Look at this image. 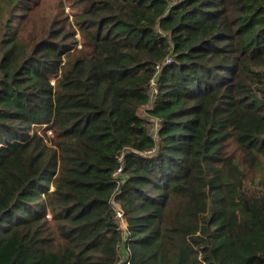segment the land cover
Returning <instances> with one entry per match:
<instances>
[{"label": "trees", "instance_id": "obj_1", "mask_svg": "<svg viewBox=\"0 0 264 264\" xmlns=\"http://www.w3.org/2000/svg\"><path fill=\"white\" fill-rule=\"evenodd\" d=\"M65 1L0 0V264H264V0Z\"/></svg>", "mask_w": 264, "mask_h": 264}, {"label": "rangeland", "instance_id": "obj_2", "mask_svg": "<svg viewBox=\"0 0 264 264\" xmlns=\"http://www.w3.org/2000/svg\"><path fill=\"white\" fill-rule=\"evenodd\" d=\"M63 7L58 6L57 4L60 2V0H45V10L48 14H50L52 11H54V15H60L62 13V16H68L69 17V23H72L74 25V13L76 12L75 8H71L70 4L67 3L65 0ZM42 10L40 9L36 16L39 17ZM80 38V36H78ZM151 104H148L146 108L143 110L141 109L140 112L146 115L147 108H149ZM156 130V127L153 128V131Z\"/></svg>", "mask_w": 264, "mask_h": 264}, {"label": "built area", "instance_id": "obj_3", "mask_svg": "<svg viewBox=\"0 0 264 264\" xmlns=\"http://www.w3.org/2000/svg\"><path fill=\"white\" fill-rule=\"evenodd\" d=\"M171 62H172V57L168 56L164 61H162L161 63L156 65V75L158 76V78H159L160 73L163 70V68L166 67ZM157 93H158V82L156 81V79H152V81H151V96H152V98H154ZM152 103H153V101L150 103L151 106H152ZM49 133H52V132L49 131ZM118 172H120V169L118 170ZM117 216L119 218H122L123 217V212L122 211H118L117 212Z\"/></svg>", "mask_w": 264, "mask_h": 264}, {"label": "water", "instance_id": "obj_4", "mask_svg": "<svg viewBox=\"0 0 264 264\" xmlns=\"http://www.w3.org/2000/svg\"><path fill=\"white\" fill-rule=\"evenodd\" d=\"M122 259L118 264H130V254L129 251L124 249L122 250Z\"/></svg>", "mask_w": 264, "mask_h": 264}]
</instances>
